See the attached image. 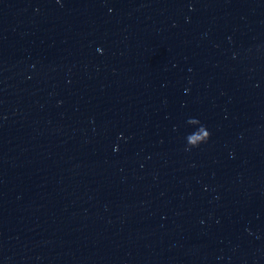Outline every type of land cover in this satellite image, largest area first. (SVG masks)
Here are the masks:
<instances>
[{
    "label": "water",
    "instance_id": "95a60500",
    "mask_svg": "<svg viewBox=\"0 0 264 264\" xmlns=\"http://www.w3.org/2000/svg\"><path fill=\"white\" fill-rule=\"evenodd\" d=\"M0 264H264V0H0Z\"/></svg>",
    "mask_w": 264,
    "mask_h": 264
}]
</instances>
